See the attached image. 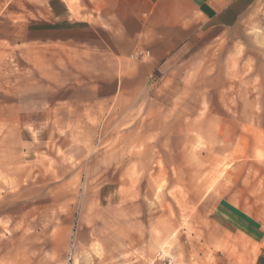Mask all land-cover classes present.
Masks as SVG:
<instances>
[{
  "label": "rangeland",
  "instance_id": "374dc122",
  "mask_svg": "<svg viewBox=\"0 0 264 264\" xmlns=\"http://www.w3.org/2000/svg\"><path fill=\"white\" fill-rule=\"evenodd\" d=\"M10 4L0 0V34L11 30L2 23L11 21ZM244 30L242 42L213 46L199 58L198 68L187 79L190 88L173 90L158 83L150 91L151 104L132 119L123 120L124 114L117 111L101 112L100 120L74 112L63 115L66 119L45 120V106L37 104L29 142L27 122H20L25 136L18 146L17 168H0V264H92L93 257L116 259L122 241L118 232H108L102 222L98 227L91 216L96 211L93 178L108 174L121 182V201L106 218L115 220L116 230L136 224L159 243V254L150 264H256L258 248L239 232L236 222L227 225L205 211L202 201L209 194L228 199L248 219L264 226V136L245 127L241 144L236 136L241 128L225 118L236 85L264 76V10ZM41 49L37 68L43 63ZM10 51V45L1 42L0 82L11 81L13 64L19 65L21 80L24 74L26 80L27 57ZM45 91L37 70V103ZM24 92L20 89V98L26 97ZM9 93L10 88H0V98ZM179 94L200 97L197 117L211 111L213 119H177L172 112L178 106L170 101ZM160 97L169 103L155 105ZM252 144L259 146L254 161L248 158ZM98 156L103 166H113L103 174L92 162ZM252 163L261 167L252 168ZM118 210L130 213L129 220ZM82 212L80 220L77 215ZM77 222L88 230L78 248L74 228L70 231ZM63 226H70L66 239L57 235Z\"/></svg>",
  "mask_w": 264,
  "mask_h": 264
},
{
  "label": "crops",
  "instance_id": "0c3cea01",
  "mask_svg": "<svg viewBox=\"0 0 264 264\" xmlns=\"http://www.w3.org/2000/svg\"><path fill=\"white\" fill-rule=\"evenodd\" d=\"M10 1L11 21L2 23L11 26V30L0 34V44H9L14 56L22 53L27 57V76L25 80L24 74L21 80L20 67L13 64L11 81L0 82L1 89H11L10 95L0 98V168L7 170L17 168L20 160L18 146L25 136V132L21 133V121L27 122L28 142L30 136L34 137L30 131L35 126L37 104L45 106V120L66 119L63 115L69 112L86 113L88 119L100 120L101 112L117 111L124 114L123 120L132 119L151 104L150 91L158 83L173 90L190 88L187 79L198 68L199 58L213 46L242 42L245 24H252L264 10V0ZM41 47L43 63L37 68L36 55ZM37 70L46 89L38 103ZM258 78L236 85L225 112L226 120L241 128L236 133L241 144L245 127L252 134L264 136V76ZM20 89H26V97L20 98ZM167 103L165 97L155 101V105ZM170 104L178 106L172 115L179 120L213 119L211 111L197 117L201 113L200 97L173 95ZM237 147L233 151L237 152ZM256 147L259 146H250L248 158L252 161ZM27 155L30 157L29 150ZM101 161L100 156L92 160L100 173L113 167L103 166ZM9 178L13 184L10 173ZM92 183L97 185L92 220H98V227L102 222L110 233L118 232L122 240L115 251L116 259L100 261L93 257L92 264H150L159 254V243L136 224L116 230L115 220L106 218H111L110 213L119 206L121 182L108 174L94 177ZM202 201L205 211L227 225L236 222L239 232L258 248L256 264H264V226L248 219L249 215L228 199L209 194ZM118 211L129 220L130 213ZM77 216L82 220L84 214ZM69 227H61L58 238L66 239ZM84 227L77 222L70 230L73 232L74 228L77 248L84 242V234H88ZM96 227L92 225L93 234ZM51 249L56 250L53 244Z\"/></svg>",
  "mask_w": 264,
  "mask_h": 264
}]
</instances>
